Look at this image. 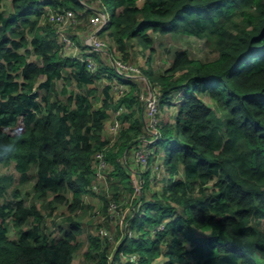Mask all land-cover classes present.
I'll list each match as a JSON object with an SVG mask.
<instances>
[{
  "label": "trees",
  "instance_id": "16d2710c",
  "mask_svg": "<svg viewBox=\"0 0 264 264\" xmlns=\"http://www.w3.org/2000/svg\"><path fill=\"white\" fill-rule=\"evenodd\" d=\"M91 1L0 0V264H74L80 211L100 207L108 224L113 211L120 218L110 204L134 188L130 156L147 133L140 81L159 90V111L185 90L175 119L159 117L151 159L137 172L148 176L150 198L127 219L118 246L89 233L85 263L264 264V0H101L100 11L110 3V20L99 34L113 40L115 59L101 58L107 47L88 45L66 55L53 16H96ZM158 35L195 36L216 56L178 49L158 72ZM136 50L147 66L134 63ZM113 60L137 66L146 79L126 76ZM117 77L129 90L114 100ZM21 122V131L6 129ZM30 180L43 205L16 188ZM97 181H107L111 194L95 190ZM47 205L66 207L67 218L49 225Z\"/></svg>",
  "mask_w": 264,
  "mask_h": 264
},
{
  "label": "rangeland",
  "instance_id": "374dc122",
  "mask_svg": "<svg viewBox=\"0 0 264 264\" xmlns=\"http://www.w3.org/2000/svg\"><path fill=\"white\" fill-rule=\"evenodd\" d=\"M83 3H85L87 0H81ZM86 4V3H85ZM92 4V6H96L99 11L101 8L104 7V3L101 0H92V2L90 3ZM7 5V3H6ZM10 6V5H8ZM108 8H110V3L107 2V7L105 9V11H101L99 15L97 16H88L87 15V11H82L79 12L82 14V17H76L73 19L68 20V25L63 29L64 30V36H67L68 38H70L73 42V46H68L65 41L63 40V37L60 39V42L63 44V50L64 53L67 54H73V55H77L80 52H83V47L85 45L90 46L89 42L91 43V39H98L104 46H106L108 49L106 50V53L104 55L101 56V58H111V59H115L112 57L111 52H113L111 49L112 45L114 44L113 40L111 38L107 37V40L104 39L100 34V30L102 29L101 23L104 19V16L106 13L107 16H110L109 10ZM77 14V13H76ZM110 20V19H109ZM156 41H157V48H158V53L154 55V59H153V65L156 71H161L162 69L168 67L170 65V60L172 59L173 56V52L175 50L178 49H186L189 51V53L191 54V56L193 58H197V59H212L214 56H216L212 51H210L207 47V44L205 43L204 40H201L200 38H197L195 36H181V38L177 41L173 40L172 38H169L167 40L166 38H163L161 36H156ZM75 42V43H74ZM102 45V46H103ZM91 49H94V46H90ZM105 47V48H106ZM87 51H89V49H86ZM135 55L136 56V60L134 61V63L140 64V65H144L147 66V55H141L137 52V50L135 51ZM105 58V59H106ZM29 59L30 60H35L36 56L34 55H29ZM137 67V66H136ZM120 70H122V68H120ZM123 72V71H121ZM181 72L177 73V76L180 74ZM123 74H125L126 76L128 75H135L136 77H140L141 80L146 79V77L140 72L136 71V70H125V72H123ZM75 83H73L71 86H69V88H73L75 89L76 85H74ZM114 85L118 86L119 84H121V82L118 81V77L115 80V82L113 83ZM63 85L62 81H59L57 84L58 89H61ZM139 85L142 88V97L146 98L147 96V92H149L151 89L153 90V87L150 83L146 84L143 81L139 82ZM129 87V86H128ZM120 89V87H117ZM117 89V90H119ZM116 90V91H117ZM129 90V89H127ZM185 88H181L178 92H174L173 96L171 97V99L168 101L169 103H166L165 105L161 106V109L159 111L158 108V117H160V119H165L167 117H171L172 120L175 119L176 114H177V110L180 104V97L182 96V93L184 92ZM115 90L112 89V97L115 100L119 98L118 96L121 94L120 91H118L116 93ZM180 92V93H179ZM140 93V96H141ZM156 93L159 95V93L156 91ZM148 98H146V102H147ZM207 103H211V100L207 97L205 98ZM145 109H146V113L144 112V117L146 118V125H145V129L147 130L146 133V139H151L155 138L156 134H153V130L154 127L156 128V122L153 124V127L150 125V113H149V109L147 111V104L145 105ZM153 116V114L151 115ZM152 118V117H151ZM159 123V121H158ZM111 126V124H110ZM8 131H21L23 129V124L22 122L18 124V126L14 127V128H6ZM142 144V141L140 142V145ZM139 145V146H140ZM138 146V147H139ZM137 147V148H138ZM151 148V147H150ZM135 152V151H134ZM152 154V153H151ZM131 159H134V154L132 153V155L130 156ZM150 158V157H149ZM151 159V158H150ZM154 166V165H153ZM158 165L154 166L155 168V172H158L160 169L157 168ZM132 170L135 171L132 174L131 177V181H133V189H131L129 195L128 194H121L119 197V203L114 202L111 203V207H115L118 210L117 216H120V218H115L116 217V212L113 211V209L110 208V215L112 213V211L114 213H112V217H111V222L112 224H108L105 223L102 220V216H103V212L100 209V207H97L96 209L94 208L91 211H87L86 213H82L80 211V215L78 216V220L82 221V225H83V234L80 236V240H81V248L78 250V252L75 255V259H74V264H84L85 263V258H84V252L87 250L88 247V234L89 233H93V234H99L101 237H105L106 232L108 233L107 236H109V240L110 242H113L114 244H116L117 246L122 243V241L125 239V237L128 235L127 234V230L126 228L128 227L127 224V219L132 216L135 215L137 213V209L139 208L140 204L142 203V201L149 197V194L146 195L145 192H143V184L142 181L144 180V178L142 179V175L138 174L137 172L139 171V169H143L141 168V166H138L136 164V161L131 164ZM162 174V173H161ZM161 174H156L157 177V181L158 184H162V181L160 180L161 178ZM152 176V175H151ZM148 176L145 177V182ZM153 180H155V175H153L151 177ZM16 184H18L17 182H15ZM33 180L28 181L26 184L24 185H17L16 188H21V194L23 195V197L28 201V203L31 202H37L40 205H43L44 202L41 198L38 197V195L34 192L33 189ZM157 184V182L155 183ZM100 188L102 189V191L108 192L109 194H111V186L110 184L106 181V182H101L100 184ZM114 189V188H113ZM121 190L123 191V187H121ZM134 191V192H133ZM133 192L132 196L131 193ZM101 193V192H99ZM85 199L87 201L90 202H95L92 203L94 204V206H97L96 204H99L100 201L99 200H95L92 201L90 197H85ZM66 207L60 206V207H56L53 209V211L51 210L52 207L47 205V213H48V217H47V222L49 225H53V222H59L62 219H66V214L64 213ZM97 212V216L94 214V212ZM101 212V213H100ZM63 222V220L61 221ZM99 222H104V225H100V227L98 226ZM256 224L258 225L259 222H256ZM53 228V227H51ZM103 228V229H102ZM102 231H105L104 233H101ZM121 232V237L118 238V240L116 241V236L117 233ZM115 254H113L111 256V260L112 258L114 259ZM123 259L128 258V256L126 255V253H123ZM86 264V263H85Z\"/></svg>",
  "mask_w": 264,
  "mask_h": 264
},
{
  "label": "built area",
  "instance_id": "2783aa9c",
  "mask_svg": "<svg viewBox=\"0 0 264 264\" xmlns=\"http://www.w3.org/2000/svg\"><path fill=\"white\" fill-rule=\"evenodd\" d=\"M105 16H104V19L101 23V26L102 28H104L107 23L109 22V19H110V16H107L106 13H104ZM75 12L73 11H63L61 13H58L56 15L53 16V20H55L58 24H59V32L60 34L62 35L63 37V40L65 41V43L68 45V46H73V42H71L72 40L70 38H68L67 36H64L65 34L63 33L64 32V28L68 25V20L70 19H73L75 18ZM75 43V42H74ZM90 46H94V49H104L106 46H104L98 39L94 38V39H91V43L89 42ZM103 45V46H102ZM86 60H88L89 62V67L93 70V71H96L97 70V62L95 60V58H93L92 56H87L86 57ZM114 63H115V66L118 68V70L121 72V71H124V70H136L138 72H140V69L136 66H131V65H127L123 62H120V61H115L114 60ZM120 68H122V70H120ZM119 88V91L122 92L123 90L127 89L128 86H126L125 84H119L118 85ZM154 91V92H153ZM156 91L159 93V90H150V93L147 95L148 97V100L146 102L147 104V111L149 109V113H150V125L153 127V124L156 122V119H157V122H156V128L154 127V130H153V134H156L155 138L153 136V138L151 139H146V136L143 135L141 137V140H142V144L135 150L134 152V158H135V161H136V164L138 166H141V168H145L148 164V161H149V157L152 153V148H150L151 146L149 145V143L153 142L154 139L157 138V135L159 134V129H158V121H159V117H158V108H159V95L156 93ZM160 94V93H159ZM153 114V116H151ZM152 117V118H151ZM155 121V122H154ZM119 125H120V122L117 120V122L115 123L113 129L115 132H117V130L119 129ZM100 156V155H99ZM100 168H99V172H98V175H97V179L98 180H102L105 178V175L103 173L104 169H105V166H106V162L102 159L100 161ZM100 182L97 181L95 184H94V189L95 190H98V186H99ZM114 203V202H113ZM110 208L113 209V210H116V206L115 207H111L110 205ZM103 229V228H102ZM105 231H102L101 230V233H104ZM106 235H108V233L106 232Z\"/></svg>",
  "mask_w": 264,
  "mask_h": 264
},
{
  "label": "crops",
  "instance_id": "0c3cea01",
  "mask_svg": "<svg viewBox=\"0 0 264 264\" xmlns=\"http://www.w3.org/2000/svg\"><path fill=\"white\" fill-rule=\"evenodd\" d=\"M91 2H92V1H91ZM91 2H90V3H91ZM85 3H86V2H85ZM88 5H89V8L92 7V4H88ZM100 12H101V11H98V15L100 14ZM96 16H97V15H96ZM92 17H94V16H92ZM105 52H106V51H105ZM113 61H114V60H113Z\"/></svg>",
  "mask_w": 264,
  "mask_h": 264
},
{
  "label": "water",
  "instance_id": "95a60500",
  "mask_svg": "<svg viewBox=\"0 0 264 264\" xmlns=\"http://www.w3.org/2000/svg\"><path fill=\"white\" fill-rule=\"evenodd\" d=\"M114 261V259L112 258V262ZM112 264V263H111Z\"/></svg>",
  "mask_w": 264,
  "mask_h": 264
}]
</instances>
